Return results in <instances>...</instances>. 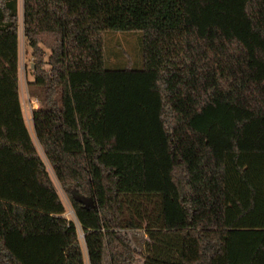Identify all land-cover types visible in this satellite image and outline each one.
<instances>
[{
    "label": "trees",
    "instance_id": "16d2710c",
    "mask_svg": "<svg viewBox=\"0 0 264 264\" xmlns=\"http://www.w3.org/2000/svg\"><path fill=\"white\" fill-rule=\"evenodd\" d=\"M107 30L141 32L139 69ZM23 35L76 222L0 0V264H85L79 229L88 264H264V0H23Z\"/></svg>",
    "mask_w": 264,
    "mask_h": 264
},
{
    "label": "rangeland",
    "instance_id": "374dc122",
    "mask_svg": "<svg viewBox=\"0 0 264 264\" xmlns=\"http://www.w3.org/2000/svg\"><path fill=\"white\" fill-rule=\"evenodd\" d=\"M18 41H19V67H18V79H19V96L24 114V120L32 137L37 151L43 161L46 164L48 173L55 185V188L65 206V212L63 216L69 220L76 222V218L71 207V204L66 196L64 190L60 186L59 182L55 178L53 171L45 158L40 145L38 144L32 125L31 113L34 109L39 108L38 100L32 95L31 91L38 90L33 89L30 83L33 81L32 75V59L30 57V48L23 35V0H18ZM103 47L104 58L106 65L112 68L121 67L128 69H139L141 65V48H142V34L140 31H116L107 30L103 33ZM48 49H46L45 60H47ZM105 65V66H106ZM45 67H48L45 65ZM126 235L132 238L131 231H127ZM137 241L141 242L146 239V236L142 237L140 232L135 233ZM133 239V238H132ZM79 241L83 250V258L85 264H88V258L86 248L83 241V233L79 229ZM105 264H107L108 258L105 256ZM140 264V260L138 262Z\"/></svg>",
    "mask_w": 264,
    "mask_h": 264
}]
</instances>
